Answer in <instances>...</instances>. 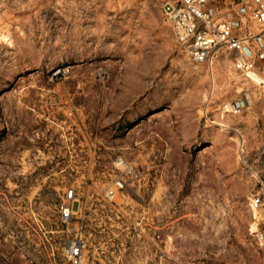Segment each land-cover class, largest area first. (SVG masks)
Returning <instances> with one entry per match:
<instances>
[{"label": "rangeland", "instance_id": "374dc122", "mask_svg": "<svg viewBox=\"0 0 264 264\" xmlns=\"http://www.w3.org/2000/svg\"><path fill=\"white\" fill-rule=\"evenodd\" d=\"M163 2L0 0V264H69L76 239L87 264H264L249 207L264 192V90L222 49L191 62ZM234 3L218 14L237 17ZM245 95L243 113H220ZM117 156L141 186L107 200Z\"/></svg>", "mask_w": 264, "mask_h": 264}, {"label": "built area", "instance_id": "2783aa9c", "mask_svg": "<svg viewBox=\"0 0 264 264\" xmlns=\"http://www.w3.org/2000/svg\"><path fill=\"white\" fill-rule=\"evenodd\" d=\"M234 1L237 16L235 18L218 14L220 0H164L162 11L171 22L178 44L191 62L212 64L219 50L232 53V69L263 91L264 0ZM247 22L254 24L255 31H250L246 27ZM59 71L54 74L57 75ZM250 102V98L246 95L236 97L223 101L219 105V111L222 115H240L249 108ZM208 105L209 102L204 107V117L211 124L223 126L209 119ZM239 149L240 152L243 151L242 140L239 142ZM108 174L112 178L103 189L107 200H111L120 192L136 190L141 186L142 172L121 156L111 161V172ZM84 175L82 173V176ZM87 179L90 180V177L88 176ZM77 196V185L69 184L65 188L63 201L57 207L62 223H68L72 219V204L77 200ZM249 207L254 220L253 233L259 237L264 246V192H254L249 199ZM83 246L80 239L71 240L66 244L65 256L69 264H87Z\"/></svg>", "mask_w": 264, "mask_h": 264}]
</instances>
